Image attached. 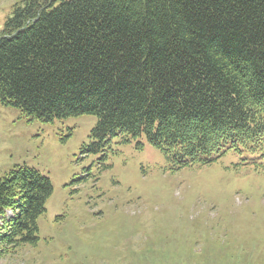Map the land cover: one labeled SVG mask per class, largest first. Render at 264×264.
Masks as SVG:
<instances>
[{"label":"trees","instance_id":"trees-1","mask_svg":"<svg viewBox=\"0 0 264 264\" xmlns=\"http://www.w3.org/2000/svg\"><path fill=\"white\" fill-rule=\"evenodd\" d=\"M0 103L96 115L97 144L145 136L172 170L233 152L264 172V0H24L0 31ZM53 189L27 166L1 178L0 256L38 244Z\"/></svg>","mask_w":264,"mask_h":264},{"label":"rangeland","instance_id":"rangeland-1","mask_svg":"<svg viewBox=\"0 0 264 264\" xmlns=\"http://www.w3.org/2000/svg\"><path fill=\"white\" fill-rule=\"evenodd\" d=\"M23 2L0 0V31ZM97 121L31 120L0 103V180L27 166L54 188L38 244L0 264H264L263 171L233 152L172 170L145 136L97 144Z\"/></svg>","mask_w":264,"mask_h":264}]
</instances>
